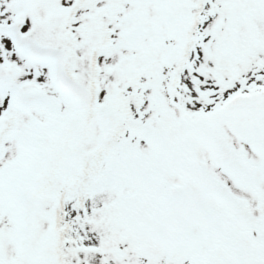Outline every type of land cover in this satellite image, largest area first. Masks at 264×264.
<instances>
[{"label": "snow or ice", "instance_id": "1", "mask_svg": "<svg viewBox=\"0 0 264 264\" xmlns=\"http://www.w3.org/2000/svg\"><path fill=\"white\" fill-rule=\"evenodd\" d=\"M0 264H264V0H0Z\"/></svg>", "mask_w": 264, "mask_h": 264}]
</instances>
